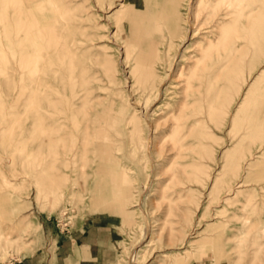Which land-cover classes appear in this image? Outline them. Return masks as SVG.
<instances>
[{"label":"rangeland","instance_id":"374dc122","mask_svg":"<svg viewBox=\"0 0 264 264\" xmlns=\"http://www.w3.org/2000/svg\"><path fill=\"white\" fill-rule=\"evenodd\" d=\"M59 1L60 3L62 2L61 6L62 5L64 6V7L62 6L64 10V15L66 16V18H68L69 27L71 28V30H68L67 34H65L64 36L67 38L68 41L65 42L66 38H64L65 41L63 40L64 43L62 42V44H65L63 45L64 47L68 44L69 49L65 47V49L62 50V52L60 51L58 54H60L59 56H61V59L62 57H64L63 58L64 61L69 60V58L72 56L73 53H74L73 55H75L78 58V60L82 59L81 63H80V60L76 61L77 63L74 66L76 68L75 71L74 69L68 70L66 68H64L66 69L65 71L64 69L63 70L61 69L64 72H61L59 69L56 70L57 69L55 68L56 62L54 63L53 66H52L53 63L49 62L50 60L53 62V58H52L47 61L49 64L46 62L45 67L43 66L41 70L39 69V72L37 71L33 72V75H35L36 73L37 74L35 75L34 79H32V76H33L31 74L32 72L31 73L29 72L28 74L19 73L17 71V68L15 67V62L12 60L11 62H9V64H11L10 66H11L12 72L11 71L9 72L8 70H6V68L3 66L7 64L6 62L7 60L4 61V59L6 58H4L2 54H0V129L2 130V131L0 130L1 131L0 132V246H1L0 250L2 249V251H0V264H18L23 258L28 257L32 254H35L34 259L37 262L36 264H264V230H262L263 231L262 232V231H257L256 230L257 228L247 229L248 223H249V226L250 224L253 225L256 220H260L259 226L264 227V171H262L264 170V165H263L264 158L262 159L258 158V156L260 155L261 152H263V150H260L261 151L260 152L259 150H257V147H256L257 143L259 144L261 140L264 138V136L263 135L261 136L258 132L259 131L258 125L260 127L259 122H261V120L264 119V104L262 105V103H264V99L260 98L261 95L262 97L264 96V93H262L264 92V68H263L264 67L263 65L264 64L263 63L264 62V57H263L264 56V53H263L264 40L260 42V39H259L264 35L263 33H260V30L257 31L258 26L257 25L255 26V24L258 22L264 23V12L262 13V11H264V0H260V1L253 0L255 2L254 4H252L253 2L252 0H251L252 2L250 0H244L242 2L244 7L246 6L244 12L245 11L248 12L250 10L249 9L251 6L250 4H252L251 7L255 11V13L251 8L252 11L251 10L250 11L252 13L250 14V12H248L250 14V18H246V19L244 18L243 20L241 17H239L240 21L238 20L237 22H234V27H233V24L231 25L230 23H227L228 21H230V19H228L229 17H226L227 15H224V12L226 14V12L228 13L230 11H234L235 10L234 8L236 7L235 4H233L234 5L233 6L229 2L226 4L225 1H223L224 3H222V8H221L220 4H215L216 3L214 2L215 0L210 1L212 2L213 6L211 5L210 2H209L210 4L206 3L209 0L207 1L205 0L204 2L205 4L199 6V9L200 8L206 9V10L205 9L203 10V13H202L203 15L200 14L202 12V9L198 10L197 25H201V26H198L201 28V30L203 29L201 32H204L205 29H210V30L214 29L216 30L215 33H218L219 30L217 29H221V31H219L218 33L220 35L219 36L220 40L218 39L217 41L218 43H220V46L222 48L226 46L225 49H228L232 44L233 46L230 48L235 47L237 44H239V42L246 43L244 44V47H243L244 49L241 48L237 52L238 54L236 53L232 63L229 66V68L233 71V74L238 72L239 80L238 82H236L237 83L236 85L233 84L229 88L230 89L229 91H225L223 92V94H220L221 97L219 95V98H218L219 100H217V107L220 104L224 103V110H223L224 112L220 110L216 111V114H215V117L212 123L213 128L211 127L210 129L212 131V134H211L212 136H211V139L209 140L211 151H209V149L207 150L206 148L202 146V142H204L206 139H204V141L203 140L198 141L196 139L197 137L199 138L202 135L203 130L207 131V129L203 128L204 121H200V123L196 127V130L189 133L190 135H188L187 138H185L184 141L187 143H190L191 145L188 148L180 150V153H181L180 156L173 155L176 153L177 149H172V150H168L167 152H164L165 154L164 153L161 154L162 156L157 153H153L152 158H149L148 156H143L144 153L141 149H137V151L135 152L131 151V149L133 148L132 143L130 144L126 143L125 141L127 140L124 135L120 136V134H115L114 132L119 128H123V130L127 132L129 130L127 129L128 125L123 126L124 124H122L120 119H124L126 117H130L131 115L135 114V116L138 119H140V121H143L142 122L143 123L142 133L147 134V131H145V130H148L147 129L148 125L146 123L147 122L146 120L153 122L154 121L153 119L155 117H161V116L166 115V113H170L169 110L171 108L172 109L174 108L175 104L179 102L178 100H180V97L182 98L181 89H184V87L186 86L184 82H185V79L187 78L186 77L188 75L187 73H189L191 71V68L193 69L194 67L193 66L194 64L192 63L194 62L193 60L188 61V60L182 59L183 61H180L181 60L180 58H182L181 54L186 51V47L189 45V43H190L189 46H192V47L187 49L188 55L189 54L192 55L193 53H195L193 50L199 47L200 45V44H197L196 46L195 43L198 42L199 40H202L201 36L203 35V33L200 34L197 39H195V37L192 38V33L190 34V32L192 31H190L189 29V32H188V29H187V32L189 33L190 36L186 37L183 40L175 39V41L177 40L176 41L177 46H174L171 49L170 53L172 52L173 53L170 54V56H173L175 54L177 57V62L180 61L181 64L182 63L186 64L187 62L186 65L188 66L192 64V67H188L190 70L187 68L186 72L184 71L185 75L186 74L187 75L182 76V77H185L183 79L182 77L181 78L177 77L179 80L176 79L175 78L177 76L176 71H174L175 73L172 72V76L174 74L176 76L174 75L175 77L173 76L170 80H168L167 81L168 83L166 82L163 85L161 92L158 95H155V94L152 95L149 102L146 103V100H145L146 96L143 97L145 94L139 92V89L137 88L139 85V83L137 82V76L139 72L143 70V68H145V65L141 63H136L135 57L138 55V53H142V55L145 57L150 55L152 53V50L149 49V43H151L153 40L154 41L156 40L157 42L163 41L162 36L168 30L167 29H157V28L152 29L149 26L150 25L152 26L155 21L154 15L155 16L158 15L159 17L167 15V13L169 12V9L167 8L166 4L170 0H82L83 2L81 0H75V1L74 0H66V1L59 0ZM123 1H125L126 3L125 6L127 7L119 8ZM156 1L158 2V4L155 3ZM180 1L184 2V0H180ZM188 1L185 0L186 3ZM192 1L195 3V0H192ZM246 1H250V2L244 3ZM219 2L221 3V1ZM217 3H218V0H217ZM256 3L258 5H255ZM204 5L205 7H203ZM216 5H219L220 8L219 7L216 8ZM209 7H212V8L214 7L213 10L216 8L214 10L215 12H217V10L218 12L219 11L220 12L212 13L214 11L212 10V8L209 9ZM0 8H1V5H0ZM64 8L67 11H65ZM148 8L152 10L153 18H152V15H149L150 17L149 16L145 17V14ZM183 8L184 7L182 6L181 9ZM114 9L115 10L122 9V11L121 10L119 12L116 11L115 13ZM185 11L186 10H182V12H185ZM247 12L246 14H248ZM73 13L74 15H72ZM76 13L78 15H76ZM115 14L117 17L114 16ZM208 14H211L212 16ZM1 15L2 14L0 13V16ZM219 15L221 17H218ZM255 15L259 16L258 17L259 19H257V21L254 18ZM209 16L211 17L208 20ZM80 17L83 19L85 18L86 20L84 19L83 21V19H80ZM120 17H122L124 20H120L122 19ZM136 17H139L140 19L142 18L143 22L141 21L142 23L140 22L139 25L135 24L133 20ZM199 17L202 19V22H199L201 20ZM115 18L117 20H115ZM216 18H219L220 20L218 19L219 21H216ZM214 20H215V23L217 22L216 24L214 23ZM78 21L82 23L79 24ZM71 22H73L74 24H72ZM206 22H208L209 24ZM244 22L247 24L249 23L248 24L249 28L246 31L243 29ZM0 23L4 24L2 16H1ZM87 23L89 25L88 27H87ZM235 23H237L238 26ZM1 24H0V35H1L0 36V51H2L4 48V37L3 36H4V29H5V28L3 29L4 25H1ZM85 24L87 28L83 26ZM217 24L218 26L219 25L220 26L218 27ZM251 25H253L254 28ZM80 27L81 29H84L88 32L86 31L84 32L82 30L81 31L82 33H81ZM221 27H223L224 29ZM235 27L237 28L234 29ZM78 32H80L81 34ZM119 32L121 34H119ZM223 32L224 33L227 32V34L225 33L227 37L224 36ZM258 32L260 33V35L262 34V36H258L259 35ZM73 33H74V36H73ZM88 33L89 35H87ZM143 33L146 35H144V37L142 36L141 39H138L135 37L136 34H143ZM78 34L80 36L79 38L77 36ZM154 34L156 37L154 36ZM236 34H237V37L239 36L238 38L234 37L236 36ZM250 34H252V36H250ZM255 35L256 37L257 36L259 37V38L257 37V39L259 40H256V38L255 39L253 38L255 37ZM230 36H232V38ZM72 38H73V41H72ZM74 38L76 39L78 38L77 39L78 41L75 40ZM81 38H84V39H81ZM224 38L229 39L230 40L229 42L231 45H228V46L225 45L226 43L229 44V42L228 40H225ZM242 38H244V40L246 41H243ZM92 39L94 41L96 39L97 43L94 42ZM222 39L226 41V43ZM262 39L264 38L262 37ZM194 40L196 41L195 43H194ZM84 41L86 43L88 42V44L86 45ZM222 41L224 42V46L222 44ZM233 41L234 43H232ZM256 41L259 42L261 46L260 48L257 45L258 43H256ZM74 42H77V44ZM262 42L263 44H261ZM94 43L96 44L97 47L94 46L95 45ZM191 43L192 44L194 43V45H192ZM203 43H205V41H203ZM235 43L236 45H234ZM74 46L77 47L78 50H76L77 48H74ZM81 46L84 47L83 51L80 50L82 49ZM85 46L87 47L85 48ZM247 46H249L250 48L245 49ZM90 47H92L93 49ZM87 48L91 50H88L89 52L85 51V49L87 50ZM160 48H164V46L160 44ZM66 49L69 53L66 52L63 55V51H66ZM72 49H75L76 51ZM215 50L212 52L211 54L212 56L209 59H207L208 61L207 60L205 61L208 65H210L212 61H215V60L217 61L218 60L217 58H219L218 53L223 51V50L220 51L219 49L218 52H216ZM242 50L243 52H245V54L241 52ZM76 52L77 53L80 52V53L77 54ZM82 52L84 53L81 55ZM90 52L94 55L93 57L97 58V59L95 58L96 62H98V60L100 61V59L102 58L104 62L101 60V62L103 63L100 64L98 62L99 65L95 63L93 60L94 58L92 57ZM67 53H68V56L66 55ZM58 54L55 56L57 57L56 61L61 60ZM214 55L215 56L217 55V57H215ZM89 56L93 61L90 58H88ZM253 56L257 58L258 60H255ZM240 57H243V58H240ZM238 58L241 60L244 59L245 61L247 60L245 66H243V72L245 70L247 72L246 71L245 73L239 72V70H241L240 69L241 67L238 68V65L234 64V61H236L235 63L241 62V60H239ZM84 59H86L87 62ZM123 60H126L127 63L126 61L123 62ZM3 61L5 63H2ZM105 61L109 62V67L104 66ZM88 62L91 63V65ZM205 62L203 64H206ZM83 63H84V66L82 65ZM77 64H80V65H77ZM50 65L52 66L51 69L48 68ZM85 65H87L88 67ZM246 65H247V68H246ZM79 67H81V69L83 67L84 70L83 69H82L83 71L79 70L80 69ZM201 67L202 66H200L198 70L197 68L193 69L196 71V72L194 71V73H201L202 71ZM45 68H48V70ZM259 68L260 69L262 68V70H260ZM15 69L17 72L15 71ZM4 70H6V72ZM53 70L55 72H53ZM101 70H102V74L100 72ZM136 70L137 72L138 71L139 72L136 73ZM48 71L50 74H52V76L54 75L52 80H50L52 76L48 73ZM92 72H94V74H92ZM96 72H97L98 77L95 75ZM258 72L260 73L258 74ZM57 73L58 74L62 73V74L58 76ZM73 73H76V74H73ZM160 73L162 72L160 71ZM251 73L252 75L255 76V77L253 76L254 79ZM254 73L257 75H255ZM15 74L17 76H15ZM244 74L246 76L245 77L246 79L244 78L243 81L244 80L246 81L248 77V80H250V82L252 81L253 84L251 85V90H247L245 88L244 91L240 92L241 88H237V87H239L240 84H241L240 85L241 87L243 86L242 85L243 83L245 84V81L242 83V78L244 77ZM42 75L45 76L46 79L49 80L48 82L52 81L49 87H47L48 89L46 88L48 91L45 90V92L44 91L41 92L39 88H36V89L34 88L37 82L38 84L42 83L40 81L41 80L40 76ZM73 75L75 76L74 78H73ZM102 75H104V77ZM24 76L28 81H25L26 79L24 78ZM61 76H62V80L65 83L66 81L68 83L66 84L61 83V80H60ZM100 76L101 78L99 79ZM22 77L24 78V80ZM54 77H56L55 79L56 81L54 80ZM79 77L81 78L83 77L82 78L83 80L81 78L78 79ZM90 77L94 79L96 78V79L95 80L92 79L93 81H91ZM9 78L12 79V82L11 84L9 83L5 86V84L8 83V81H11ZM38 78L39 80H37ZM66 78L67 79L70 78L69 81ZM75 78L79 80V82L81 80L83 82L81 81L79 83L77 82V80H75ZM97 78L100 82L97 81ZM219 78L223 79V76H219ZM29 79H32V80H29ZM72 79L74 80V82L72 81ZM131 79H133V81ZM43 80H45V78H43ZM180 80H183V84L180 83ZM195 80L199 83L200 79L196 77L194 79L192 78L193 84L196 82ZM89 81H91L92 83H87ZM171 81H173V85L177 84L175 86V89L176 88L180 89V86L183 87L180 90H178L181 93L178 92V94H168L164 90V88L166 89L169 82ZM13 82L14 83L16 82V83L14 84ZM20 82L21 83L23 82L22 84L25 85L24 88L23 87L20 88L18 86ZM75 82H77V84ZM101 82L103 83L101 84ZM258 82L259 84L257 85ZM27 83L29 84L32 83V84L28 85ZM196 83L194 85H196ZM13 85H15V87ZM89 85L90 87H88ZM7 86H9L10 88ZM56 86L58 87V89ZM63 86L66 88H64ZM78 86H79V89H78ZM95 86L97 90H94ZM254 86L257 88L256 91H254L255 90ZM80 87H82V89L85 88L86 89L85 92L87 93L84 92L85 89L81 90ZM252 87H253V91H252ZM6 88H8V90ZM31 88L34 89L36 93ZM60 88L62 89V92H60L59 90ZM89 88L93 89L91 91L93 92L95 91L96 93L95 92L94 93L97 94V96L91 91H87V90H90ZM49 89H51L52 91ZM66 89L67 90L69 89L67 91L68 93L66 92ZM261 89L263 90L260 92ZM191 90L195 96L198 95L197 93L198 91H195L196 90L195 88H192ZM236 90H238L239 92ZM19 91H20V94H19ZM75 91H77V93H75ZM79 91H82V92H79ZM246 91H249V92H246ZM52 92L53 93L56 92L57 94L56 93L54 94L56 96H53ZM90 92L92 94H90ZM100 92H102L105 95H103ZM187 92H191V91L187 89ZM38 94L40 97H42L40 98L41 100L39 99ZM84 94L86 95L83 96ZM94 95L97 97V99L93 97ZM98 95L101 97L98 98ZM16 96H18V98L23 96L22 99L24 100H21V98L17 100L18 98ZM36 96L38 97L37 99H36ZM91 96L94 99L92 101H90ZM175 96L176 97L180 96V97L176 98ZM245 96H247L248 99L251 96H253L251 97V100L249 101L250 104H248L249 103L248 99ZM12 97H16L17 99L13 98V101H12ZM33 97H34V102L35 100L36 102L35 103L33 102L31 104L29 99L30 98L32 99ZM102 97H106V99L105 98L103 99ZM79 98L81 99V101H79L80 100ZM85 98H87V100H89L90 102L89 101L86 102L87 100L85 101ZM38 99L42 102L41 103L40 101L38 102ZM235 99L236 101L234 102L233 100ZM14 100L17 101L18 104L15 103ZM165 100H168V101H165ZM188 100L190 101V98ZM9 101H12V102L10 103ZM158 101H160L159 104H158ZM172 101L174 102V104ZM25 102H26L27 107L26 105H24ZM43 102H45V104L47 105H45ZM55 102L56 103L62 102L61 103L62 106L60 104H56ZM92 102H95V103L93 104ZM164 102H166V104H164ZM242 102L246 103V104L243 103L245 107L241 105ZM74 103L81 104V105L76 106ZM83 103H88L89 106L87 107L88 104L85 105ZM168 103L170 104L172 103V106L168 105ZM255 103L257 105L256 107H255ZM28 104L29 105L31 104V106L33 107L29 106ZM162 104H164V106ZM55 105L56 106L60 105L59 106L60 108L56 107ZM93 105H94L95 110L93 109ZM159 105H161L160 109L163 111L161 110L159 111L158 109L157 110L158 112L152 115L154 110L156 111V108ZM246 105H249V107L247 106L248 107L247 108ZM260 105L262 106L260 107ZM23 106L25 107L24 113H21L20 109L23 112ZM44 106H47V107H44ZM50 106H52L53 108ZM191 106L189 107L188 111H190L191 108L193 109V107L197 105L195 103V105H193L192 107ZM30 107L33 109L30 110ZM114 107L115 109H113ZM8 108L9 109L11 108L13 111L11 109L9 111ZM43 108L47 109V112ZM55 108L57 109V111H55L56 110ZM143 108L146 109V111ZM151 108H153L154 110ZM259 108L262 110L259 111ZM16 109H17L16 111L17 113L15 112ZM88 109L91 112L88 111ZM253 109L255 111H253ZM39 110L42 113L40 112L38 113ZM42 110H45V111H42ZM166 110L168 111L166 112ZM29 111L31 112L29 113ZM51 111H53V114L51 113ZM131 111H132V114H131ZM230 111L231 112L233 111L232 112L233 114ZM252 111L253 113H251ZM7 112L9 113V115ZM10 112L11 113L15 112L16 115L15 113L14 115L13 113L11 114ZM34 113L38 114L39 116L38 115L36 116H38L39 118L36 117ZM250 113H251V116L254 114V116H252L254 119L250 117ZM259 113L261 115H259ZM26 114H28V117L29 116L31 117L28 118ZM84 114L86 116H83ZM47 115L50 117H48ZM56 115L60 116L61 119H59L58 116L56 117ZM22 116H25L24 117L25 119L22 118ZM79 116L80 117L83 116L85 118L90 116L92 121L89 118H86L87 120H85V118L82 117L81 119ZM47 117L50 119H48ZM14 118H17V119H14ZM40 118L41 119L44 118V119L41 120ZM35 119H36V123H35ZM37 119H39L41 122L39 120L37 121ZM45 119H47L48 121ZM252 119L253 121L251 122L250 120ZM55 121L59 122V124ZM228 122L230 124H228ZM41 123H42V126H40ZM46 123L48 124L46 125ZM54 123H56L58 129L56 128V125ZM80 123H81V126H79ZM90 123L92 126L90 125ZM252 123H254V125ZM51 124L55 126L57 131L55 130L53 126H51ZM244 124H247V125L244 126ZM36 125L39 128L36 127ZM86 126L87 128H85ZM242 126H243V130H242ZM44 127L51 132L48 133V131L45 130ZM50 127L53 129H50ZM43 129L45 132L43 131ZM83 129H86V130L83 131ZM225 129H228V132L227 130L225 131ZM240 129L242 131L241 133H240ZM248 129L254 130L253 133H250L251 131L249 132ZM52 130H55L56 132L55 131L53 132ZM185 130L186 128H183L181 130L179 129L177 131L173 130L172 132L169 131L165 135L164 137L165 140L162 144L165 146V148H168V146L169 148L172 147L173 139L182 135L183 131ZM247 131H248V134H246ZM149 132H151V130H149L148 133ZM255 132H256V135H255ZM42 133L43 135L44 134L45 135L43 136ZM172 134L173 135L175 134V135L173 136ZM240 134H242V137L246 140L240 141L239 138L243 140L242 137H239ZM253 134L255 135V138ZM103 135L104 136L110 135V136L109 138L104 139ZM257 135L259 137H257ZM245 136H247L248 138H246ZM203 137L205 136H202L201 138ZM234 137H235V140H234ZM251 137H252V140L250 141ZM236 138H237V141H236ZM257 138L258 139L261 138V139L257 140L258 142L257 141L255 142L254 140H256ZM42 139H45L44 143ZM50 141H53V144ZM245 141L246 143H244ZM46 142H49V143L46 145ZM167 142H169V145ZM237 143H239L240 147H237L238 146ZM109 145L113 147H121V150L120 149L113 150L112 147H110ZM123 145L126 148H124ZM243 146H244V149L247 148V150L246 149L244 150L242 148ZM235 147L238 148V151H239V148H241L240 151L238 152L239 155ZM173 150L174 152H172ZM252 152L254 153L255 159L251 160L252 156L250 154ZM110 153L120 155V158L118 159V163H117L118 165L112 164L110 165L109 171L104 172L103 170H100L98 167L101 164L100 161L106 158L107 155L109 156ZM187 153H189V155ZM167 155H169L168 156L169 158L167 157ZM210 155H211V158H209ZM129 156L134 160H132ZM186 156L187 157L191 156V157L187 158ZM162 157H164L163 160L161 159ZM170 159L171 161H169ZM248 159H250L249 161H252L253 164L256 163L254 166L253 165L251 166L250 173L246 172L248 170L247 169L248 165L246 164ZM183 160L184 162H186L185 167L184 165L178 164V163H181ZM212 160H213V163H212ZM162 161H164L165 163L164 162L162 163ZM234 161L239 162L238 164L240 166L241 165H244V166H241V167L237 166V168L234 170L232 169L234 166V163H233ZM166 162H170V163L167 164ZM196 162H200L201 164L196 163ZM189 163L193 165L194 164H197V165L196 166L194 165L193 167ZM159 164H161L160 165L161 167L159 166ZM173 164H174V167H173ZM176 164H178L179 166ZM123 165H128L131 168H133L129 171L131 175L130 181H129L130 184L123 185V184H116L112 182L113 178L114 179L115 177L120 178V175L118 176V174L120 173V169L123 168L121 167ZM262 165H263V169L261 170ZM219 166L221 168H219ZM181 167L187 168L186 170L188 171H185V169ZM165 169H168V170H165ZM196 169L203 171L202 180L197 181V182H195V179H196V176L198 175L197 172L199 170H197L196 172ZM163 170L166 172L169 170H173V174L171 171H169L167 172L168 173L167 175V173L165 174ZM210 170H211V173H210ZM161 171H163L164 173ZM149 172L151 173L149 174ZM189 172L190 173L192 172V173L190 174ZM262 172L263 174H261ZM240 173L242 174V176ZM110 174H112V177ZM170 174L173 177L172 179L171 177H169ZM155 178H157L158 182L156 181ZM136 180L138 181V183ZM182 180L183 181L185 180L189 184L184 185L185 181L182 182ZM240 180H242V184ZM147 181H148V184L145 185ZM201 183H204V184H201ZM115 184L119 187H116ZM160 184L161 186L163 185L162 188L159 187ZM180 184H183V185L180 186ZM214 184H215V187H214ZM240 184L243 187L242 186L238 187ZM138 185H141V186L139 187ZM211 187H214L213 190ZM138 190L141 192H138ZM159 191L161 193H158ZM233 191L234 192L238 191V194H233L232 196L226 195L227 193L233 192ZM60 194H61L60 200L57 202L56 196ZM248 195L254 196L252 197L251 201H249V203L247 201V200H250L247 198ZM158 197L160 198L158 199ZM224 197H227V198L229 197L231 199H229L228 202H225ZM123 198H125V200H123ZM172 198L174 199L173 201H172ZM121 199L122 201H124V203H122ZM245 201L246 203H244ZM167 203L169 205L171 203V206L168 205L167 207ZM253 203H255V205H253ZM122 204H124V206H122ZM138 204L140 205V207ZM240 206H242L243 208ZM170 209L172 211L171 213H170ZM130 210L132 211V213H130ZM217 210L219 213H217ZM182 211H184V213L187 214L185 215L187 216L186 219L181 217L183 213ZM189 211H191V213H189ZM164 212H166V214ZM244 217L247 220H245ZM183 225L185 226V230L188 231V232L186 231L184 237L186 236L185 237L186 240L192 239L191 243H186V245L184 244L182 248L178 247L180 246V244H168V240H166L168 239V236L166 235H168L169 233V228L178 227L180 229ZM206 227H208L210 230H205ZM180 241H181L180 238L176 239V242H180ZM71 243H74V246L76 247L75 250H71L72 249L70 245ZM59 247L63 249L62 252L66 254V256H69L67 259H64V258L61 259V256L63 254H59V251H60ZM188 248L190 251H188ZM179 250L180 252H178ZM181 250H183V252ZM168 251L169 253H173V254H170L172 256L170 258L163 257L165 253H168ZM175 251L178 253H176ZM58 257L60 258L57 259Z\"/></svg>","mask_w":264,"mask_h":264},{"label":"bare ground","instance_id":"6f19581e","mask_svg":"<svg viewBox=\"0 0 264 264\" xmlns=\"http://www.w3.org/2000/svg\"><path fill=\"white\" fill-rule=\"evenodd\" d=\"M66 1V0H65ZM75 1V0H74ZM82 1V0H81ZM188 1V0H187ZM207 1V0H206ZM210 1H212V0H209V1H207L206 3L208 4ZM219 1H221V3L219 2ZM223 1H225V3L227 4L228 2L229 3H231L232 5L233 4H235V10L234 11H230V12H226V14H225V12H224V15H227L226 17H229L228 19H230V21H228L227 23H230L231 25L233 24V27H234V22H237L238 20H239V17H241L243 20H244V18L246 19V18H250V14L252 13L251 11L253 10V8L251 7L252 6V4H254L255 2L253 1H251L252 2V4H250L251 6H250V10H251V8H252V10L250 11H248V12H250V14L247 12V11H245L244 12V10H245V8H246V6L244 7V5L242 4V2L244 1V0H218V3H217V0H215L214 2H216L215 4H220L221 5V8H222V3H224ZM227 1V2H226ZM250 1H246V2H244V3H247V2H250ZM258 1H260V0H258ZM70 2V1H69ZM83 2V1H82ZM205 2V0H195V3L191 0H189L187 3L185 2V0H184V2H182V1H180V0H170L169 2H167V8L169 9V12L167 13V15H165V16H161V17H159L158 15L157 16H155L154 15V19H155V21H154V23H153V25L151 26L150 25V23H149V27L150 28H157V29H167L168 31L162 36V42L161 41H159V42H157L156 40L154 41H152L151 43H149V49H151L152 50V53L150 54V55H148V56H143L142 55V53H138V55L135 57V60H136V63H141V64H143V65H145V68H143V70H141L140 72H139V74H138V76H137V82L139 83V85H138V89H139V92H141V93H144L145 95L143 96V97H145L146 96V103H148L149 102V100H150V98H151V96L152 95H158L160 92H161V90H162V88H163V85L168 81V80H170L173 76H172V72H174V71H176V79H178L177 77H179V78H181L182 76H186L187 74V78L185 79V84H186V86L184 87V89H181V88H183L182 86H180V89L182 90V98L180 97V100H178L179 102H177V104H175V106H174V108L171 110L170 108V113H166V115H164V116H161V117H155L153 120V122L152 121H149V120H146L147 122V129L148 130H145V131H147V134H143L142 133V131H143V121H140V119H138L136 116H135V114H133V115H131L130 117H126V118H124V119H120V121L122 122V124H124L123 126H127L128 125V127H127V129H129L127 132L126 131H124L123 130V128H119V129H117L114 133L115 134H120V136H125V138H126V140L127 141H125L126 143H132V145H133V148L131 149V151H133V152H135V151H137V149H141L142 151H143V156H148L149 158H152V156H153V153H157V154H159V155H161V154H163L164 152H167L168 150H172V149H177V151H176V153L175 154H173V155H178V156H180V150H182V149H185V148H188V147H190V143H187V142H185L184 140H185V138H187V136L188 135H190L189 133H191V132H193L194 130H196V127H197V125L200 123V121H204V126H203V128H205V129H207V131H202V135L198 138H196L198 141L200 140V141H204V139H206L204 142H202V146L204 147V148H206L207 150L209 149V151H211V149H210V139H211V134H212V131L210 130L211 129V127L213 128V126H212V123H213V120H214V117H215V114H216V111H222V112H224L223 110H224V103H222V104H220L218 107H217V100H219L218 98H219V95L220 94H223V92H225V91H229L230 89V87L233 85V84H237L236 82H238V80H239V74H238V72L237 73H235V74H233V71L229 68V66H230V64L232 63V61H233V59H234V56L236 55V53L242 48V49H244L243 47H244V44H246V43H244V42H239V44H237L236 45V43H238V42H236L234 45H236L235 47H233V48H230V47H232L233 46V44L231 45L230 44V40L229 39H225V40H228V42H229V44H227L226 43V41H224L223 39V41L226 43L225 45H231L228 49H225L226 48V46L225 47H221L220 46V43H218V39H219V31H221V29H217V30H219L218 31V33H215L216 32V30H214V29H212V30H210V29H205V31L204 32H201L202 30H201V28L200 27H198V26H201V25H197V16H198V10H201L202 8H200L199 9V6H201V5H203V4H205L204 3ZM213 2V3H214ZM155 3H157L158 4V2L156 1ZM154 3V4H155ZM211 3V5L213 6V4H212V2H210ZM209 3V4H210ZM258 3V2H257ZM255 4V5H258V4ZM61 4H62V2L60 3V1L59 0H0V5H1V8L0 9H2V10H0V13L2 14L1 16L3 17V22H4V24H1V25H4L3 26V29H4V48H3V50L2 51H0V54H2L3 56H4V58H6V59H4V61L5 60H7L6 62H7V64L5 65V66H3V67H5L6 68V70H8L9 72L11 71V64H9V62H11V60L12 61H14L15 62V67L17 68V71L19 72V73H23V74H28L29 72L33 75V72H39V69L41 70L42 69V67L44 66L45 67V64H46V62L49 60V59H52L53 58V62L50 60L49 62H51V63H53L52 64V66L54 65V63L56 62V66H55V68H57L56 70H60L61 72H64L66 69H68V70H73L74 69V71H75V64L77 63L76 61L78 60V58L75 56V55H73L72 54V56L69 58V60H67V61H64V57H62V59H61V56H59L60 54H58L60 51L62 52V50H64L65 49V47H67V49H69V46H68V44L64 47L63 45H65V44H62V42H63V40H64V38H66V37H64L65 36V34H67V32H68V30H71V28L69 27V22H68V18H66V16L64 15V10H63V8H62V6H61ZM71 4V3H70ZM79 4H81V3H79ZM230 4V5H231ZM83 5V4H82ZM126 5V3H125V1H123L122 3H121V5H120V7L119 8H126L127 6H125ZM229 5V4H228ZM231 5V6H232ZM247 5V4H246ZM260 5V4H259ZM71 6V5H70ZM91 6V5H90ZM130 6V5H129ZM184 7L183 9H181V7ZM226 6V5H225ZM234 6V5H233ZM261 6V5H260ZM259 6V7H260ZM64 7V6H63ZM72 7V6H71ZM70 7V8H71ZM79 7V6H78ZM82 7V6H81ZM203 7H205V5L203 6ZM217 7H219L220 8V6L219 5H216V8ZM255 7V6H254ZM258 7V8H259ZM65 8H67V7H65ZM64 8V9H65ZM194 8V9H193ZM207 8V7H206ZM210 8H212V7H209V9ZM214 8V7H213ZM213 8H212V10H213ZM215 8V9H216ZM225 8V7H224ZM232 8V9H233ZM247 8H248V6H247ZM257 8V9H258ZM205 8H203L202 9V12L200 13L201 15H203L202 13H203V10H204ZM214 9V10H215ZM255 9V8H254ZM80 10V9H79ZM121 11H122V9H120ZM120 10H115L114 9V11H115V13H116V11H120ZM163 10V9H162ZM182 10H186L185 12H182ZM206 10V9H205ZM213 10V11H214ZM262 10V9H261ZM65 11H67L66 9H65ZM124 11V10H123ZM125 11H126V9H125ZM254 11V10H253ZM165 12V11H164ZM209 12V11H208ZM220 12V11H219ZM218 12V10H217V12H212V13H219ZM246 12L248 13V14H246ZM264 11H262V13H263ZM114 13V12H113ZM155 13V12H154ZM207 13V12H206ZM206 13H204V14H206ZM211 13V14H212ZM254 13H255V11H254ZM261 13V12H260ZM211 14H208V15H211ZM223 14V13H222ZM71 15V14H70ZM72 15H74V13L72 14ZM76 15H78L77 13H76ZM81 15V14H80ZM79 15V16H80ZM112 15V14H111ZM121 15H122V13H121ZM149 15H152V18H153V12H152V10L151 9H147V11H146V14H145V17H148ZM214 15V14H213ZM216 15V14H215ZM223 15V16H224ZM228 15H230V16H228ZM253 15V14H252ZM260 15V14H259ZM1 16H0V20H1ZM84 16H86V15H84ZM114 16H116V14L114 15ZM113 16V17H114ZM125 16V15H124ZM124 16H122V17H124ZM205 16H207V15H205ZM212 16V15H211ZM211 16H209L208 17V20H209V18L211 17ZM222 16V17H223ZM247 16V17H246ZM117 17V16H116ZM122 17H120V18H122ZM150 17V16H149ZM202 17V16H201ZM204 17V16H203ZM218 17H221L220 15L218 16ZM259 16L258 15H255L254 16V18H255V20L257 21V19H259L258 18ZM200 18V17H199ZM207 18V17H206ZM79 19V18H78ZM80 19H83V18H81L80 17ZM85 19V18H84ZM84 19H83V21H84ZM201 19V18H200ZM199 19V20H200ZM213 19V18H212ZM219 18H216V21H219L218 20ZM86 20V19H85ZM115 20H117L116 18H115ZM120 20H124L123 18L122 19H120ZM119 20V21H120ZM143 19L141 18H139V17H136L133 21L135 22V24H138L139 25V23L142 21ZM198 20V21H199ZM80 21V20H79ZM78 21V22H79ZM213 21V20H212ZM222 21V20H221ZM240 21V20H239ZM249 21V20H248ZM262 21V20H261ZM74 22V21H73ZM73 22H71L72 24H74ZM86 22V21H85ZM117 22V21H116ZM115 22V23H116ZM143 22V21H142ZM141 22V23H142ZM199 22H202V19L199 21ZM198 22V23H199ZM224 22V21H223ZM77 23V22H76ZM82 23V22H81ZM80 22H79V24H81ZM206 23H208V22H206ZM213 23V22H212ZM211 23V24H212ZM214 23H215V20H214ZM217 23V22H216ZM215 23V24H216ZM219 23V22H218ZM242 23V22H241ZM254 23H255V21H254ZM84 24V23H83ZM201 24V23H200ZM209 24V23H208ZM214 24V25H215ZM225 24V23H224ZM223 24V25H224ZM236 25H237V23H235ZM244 24V26H243V29L246 31L248 28H249V26H248V24L247 23H243ZM94 25V24H93ZM122 25V24H121ZM203 25V24H202ZM258 26V30L257 31H259L260 30V33H263V35H264V23L263 22H258V23H256L255 24V26ZM72 26V25H71ZM83 26H85L86 27V24L85 25H83ZM89 25H88V23H87V27H88ZM91 26H92V24H91ZM91 26H90V28H91ZM211 26V25H210ZM216 26V25H215ZM217 26H218V24H217ZM220 26V25H219ZM218 26V27H219ZM225 26V25H224ZM223 26V27H224ZM230 26V25H229ZM228 26V27H229ZM238 26V25H237ZM251 26H253V25H251ZM86 27V28H87ZM117 27V26H116ZM115 27V28H116ZM217 27V28H218ZM223 27H221V28H223ZM74 28V27H73ZM84 28V27H83ZM96 28H97V26H96ZM203 28V27H202ZM232 28V27H231ZM237 27H235L234 29H236ZM253 28H254V26H253ZM80 29H81V27H80ZM79 29V30H80ZM92 29H93V27H92ZM157 29H155V30H157ZM187 29H188V32H189V29H190V31H192V32H190V34L192 33V38H194L195 37V39H197L198 37H199V35L200 34H202L203 33V35L201 36V38H202V40H199L198 42H196L195 40H194V43L196 44V46H197V44H200L199 45V47H197L196 49H194L193 51L195 52V53H193L192 55L191 54H189L188 55V53H187V49H189L190 47H192V46H189L190 45V43H189V45L186 47V51L184 52V50H183V52L184 53H182L181 55H182V58H180L181 60L180 61H183L182 59H184V60H193L194 62H192L194 65V67H193V69H195V68H197V70H198V68L200 67V66H202L201 68H202V71H201V73H194V71L195 70H193L192 68H191V71L189 72V73H187L186 75H185V73H184V71L186 72V69L188 68V67H192V64H190V65H186L187 64V62H186V64H181L180 63V61H178L177 62V57H176V55L174 54L173 56H170V54H172V53H170V51H171V49L174 47V46H177V44H176V41H175V39H185L186 37H188V36H190L189 35V33L187 32ZM224 29V28H223ZM226 29H228V28H226ZM1 30H2V28H1ZM86 31V30H84V29H81L80 30V32L81 31ZM124 30V29H123ZM150 30V29H149ZM149 30H148V32H149ZM214 30V31H213ZM240 30V29H239ZM78 31V30H77ZM77 31H75V32H77ZM162 31V30H161ZM225 31V30H224ZM233 31V30H232ZM256 31V30H255ZM256 31V32H257ZM3 32V31H2ZM1 32V33H2ZM80 32H78V33H80ZM86 32H88V31H86ZM98 32V31H97ZM96 32V33H97ZM127 32V31H126ZM155 32V31H154ZM158 32H160V31H158ZM235 32V31H234ZM241 32V31H240ZM251 32V31H250ZM72 33V32H71ZM70 33V34H71ZM82 33V32H81ZM80 33V34H81ZM92 33H93V31H92ZM94 33H95V31H94ZM99 33H100V31H99ZM98 33V34H99ZM224 33V32H223ZM226 34H227V32H225ZM225 33H224V36H226L227 37V35H225ZM231 33H233V32H231ZM238 33H239V31H238ZM259 33V32H258ZM260 33H259V35L258 36H262V34L260 35ZM69 34V35H70ZM119 34H121L120 32H119ZM161 34H162V32H161ZM229 34V33H228ZM248 34V33H247ZM253 34V33H252ZM252 34H250V36H252ZM256 34V33H255ZM72 35V34H71ZM70 35V36H71ZM84 35V34H83ZM87 35H89V33L87 34ZM95 35V34H94ZM125 35V34H124ZM144 35H146V34H136V38H138V39H141V37L143 36L144 37ZM257 35V34H256ZM256 35H255V37H253L254 39L256 38V40H259L260 39V42L261 41H263L264 39H262V37L264 38V36H262L261 38H259L258 36V38L259 39H257V37H256ZM1 36V35H0ZM73 36H74V33H73ZM78 36V38L80 37L79 36V34L77 35ZM85 36V35H84ZM130 36V35H129ZM154 36H155V34H154ZM243 36H244V34H243ZM67 37H68V35H67ZM72 37V36H71ZM75 37H76V35H75ZM87 37V36H86ZM95 37V36H94ZM100 37H101V35H100ZM156 37V36H155ZM231 38H232V36H230ZM234 37H237V34H236V36H234ZM239 37V36H238ZM237 37V38H238ZM246 37V36H245ZM244 37V38H245ZM2 38V37H1ZM77 38V39H78ZM93 38V37H92ZM96 38V37H95ZM129 38V37H128ZM222 38V37H221ZM244 38H242V40L243 41H246V40H244ZM75 40H77L76 38H74ZM81 39H84V38H81ZM97 39H98V37H97ZM121 39V38H120ZM248 39H249V37H248ZM80 40V39H79ZM93 40V39H92ZM118 40V39H117ZM220 40V39H219ZM250 40H251V38H250ZM65 41V40H64ZM68 40H67V38H66V41L65 42H67ZM72 41H73V38H72ZM78 41V40H77ZM82 41V40H81ZM86 41V40H85ZM84 41V42H85ZM94 41V40H93ZM98 41V40H97ZM115 41V40H114ZM203 41H205V43H203ZM222 41V44H223V46H224V42ZM249 41V40H248ZM247 41V42H248ZM70 42V41H69ZM83 42V41H82ZM92 42V41H91ZM94 42H96V39H95V41ZM99 42H101V41H99ZM181 42V41H180ZM185 42V41H184ZM189 42V41H188ZM190 42H191V40H190ZM251 42V41H250ZM252 42H253V40H252ZM3 43V42H2ZM64 43V42H63ZM74 43H76L77 44V42H74ZM86 43V42H85ZM97 43V42H96ZM104 43H106V42H104ZM103 43V44H104ZM124 43V42H123ZM194 43L192 44V45H194ZM201 43H203V44H201ZM232 43H234V41L232 42ZM256 43H258L257 45L259 46V48L261 47L260 46V44H259V42H257L256 41ZM70 44V43H69ZM75 44V45H76ZM88 44V42L86 43V45ZM95 44V43H94ZM102 44V43H101ZM122 44V43H121ZM160 44L162 45V46H164V48H160ZM261 44H263V42L261 43ZM71 45V44H70ZM79 45H81V44H79ZM85 45V44H84ZM93 45V44H92ZM187 45V44H186ZM72 46V45H71ZM77 46V45H76ZM90 46H91V44H90ZM94 46H96V44L94 45ZM94 46H92V47H94ZM101 46V45H100ZM123 46V45H122ZM263 46V45H262ZM73 47V46H72ZM79 47V46H78ZM82 47V46H81ZM87 46H85V48H86ZM92 47H90V48H92ZM97 47V46H96ZM182 47V46H181ZM251 47H253V46H251ZM74 48H77V47H75L74 46ZM80 48V47H79ZM83 48L84 47H82V49H80V50H82L83 51ZM89 48V47H88ZM87 48V50L85 49V51H88V50H91V49H88ZM124 48V47H123ZM195 48V47H194ZM247 48H250L249 46H247L245 49H247ZM256 48V47H255ZM67 49H66V51H63V55H64V53H66V52H68L67 51ZM70 49H71V47H70ZM93 49V48H92ZM102 49V48H101ZM191 49H193V48H191ZM190 49V50H191ZM216 49V50H215ZM220 49V51H222V52H220V53H218L219 55V58H217L218 60L216 61H210L211 62V64L210 65H208L205 61L207 60V59H209L212 55V52L215 50L216 52H218V50ZM72 50H74V51H76V50H78V48L75 50V49H72ZM79 50V51H80ZM95 50V49H94ZM108 50V49H107ZM251 50V49H250ZM70 51V50H69ZM74 51H72V52H74ZM84 51V52H85ZM103 51H104V49H103ZM178 51V50H177ZM189 51V50H188ZM84 52H82L81 53V55L84 53ZM89 52V51H88ZM180 52V51H179ZM178 52V53H179ZM241 52H243V50L241 51ZM246 52H248V51H246ZM254 52H255V50H254ZM69 53V52H68ZM68 53L66 54L67 56H68ZM77 53V52H76ZM78 53H80V52H78ZM77 53V54H78ZM107 53V52H106ZM121 53V52H120ZM178 53H176V54H178ZM191 53H192V51H191ZM215 53V52H214ZM251 53V52H250ZM263 53H264V51H263ZM58 54V56L60 57V61L59 60H57L56 61V58L57 57H55L56 55ZM86 54H88V53H86ZM90 54L92 55V57L94 56L91 52H90ZM99 54V53H98ZM97 54V55H98ZM238 54V53H237ZM243 54H245V52H243ZM248 54V53H247ZM260 54H262V53H260ZM259 54V55H260ZM123 55V54H122ZM250 55V54H249ZM70 56V55H69ZM79 56V55H78ZM102 56H103V54H102ZM101 56V57H102ZM215 56V55H214ZM246 56V55H245ZM244 56V57H245ZM55 57V58H54ZM58 57V58H59ZM86 57V56H85ZM126 57V56H125ZM173 57V58H172ZM180 57V56H179ZM215 57H217V55L215 56ZM254 57V56H253ZM264 57V56H263ZM68 58V57H67ZM80 58V57H79ZM88 58H90V56L88 57ZM94 59V62L95 63H97L98 65H99V63L101 64V63H103L104 62V60H102V59H100V61L98 60V62H96L95 61V58L96 57H93ZM240 58H243V57H240ZM249 58V57H248ZM247 58V59H248ZM255 58V57H254ZM91 59V58H90ZM97 59V58H96ZM123 59V58H122ZM239 59V58H238ZM250 59V58H249ZM65 60H66V58H65ZM80 60V63L82 62L81 60L82 59H79ZM78 60V61H79ZM84 60H86V59H84ZM84 60H83V62H84ZM92 60V59H91ZM90 60V61H91ZM92 60V61H93ZM101 60L103 61V62H101ZM239 60H241V59H239ZM255 60H258L257 58H255ZM2 62V63H5V62ZM124 61H126V60H123V62ZM208 61V60H207ZM247 61V60H246ZM246 61L243 59V60H241V62L240 63H235L236 61H234V64H237L238 65V68L239 67H241L240 69L241 70H239V72H243V66H245V64H246ZM86 62H87V60H86ZM93 62V63H94ZM206 63V64H203V63ZM48 63V62H47ZM89 63V62H88ZM88 63H87V65H88ZM94 63V64H95ZM126 63H127V61H126ZM190 63V62H189ZM264 63V62H263ZM13 64V63H12ZM17 64V65H16ZM49 64V63H48ZM48 64H47V66H48ZM90 65H91V63H89ZM131 64V63H130ZM201 64V65H200ZM77 65H80V64H77ZM83 66H84V63L82 64ZM87 65H85V66H87ZM96 65V64H95ZM259 65V64H258ZM264 65V64H263ZM262 65V66H263ZM14 66V65H13ZM46 66V67H47ZM51 66V65H50ZM48 67V68H52V66L51 67ZM58 66V67H57ZM104 66L105 67H109V62L108 61H105V63H104ZM131 66V65H130ZM130 66H128V67H130ZM196 66V67H195ZM198 66V67H197ZM253 66V65H252ZM261 66V67H262ZM88 67V66H87ZM89 67H91V66H89ZM96 67V66H95ZM100 67V66H99ZM251 67V66H250ZM254 67V66H253ZM252 67V68H253ZM4 68V69H5ZM14 68V67H13ZM48 68H45V69H47L48 70ZM64 68H66V69H64ZM80 69L79 70H82L83 69V67H82V69H81V67H79ZM85 68V67H84ZM234 68V67H233ZM246 68H247V65H246ZM252 68H250V69H252ZM264 68V67H263ZM64 69V71H62V70ZM89 69H91V68H89ZM88 69V70H89ZM130 69V68H129ZM189 69V68H188ZM260 69V68H259ZM6 70H4L5 72H6ZM44 70V69H43ZM55 70V69H54ZM53 70V72H55ZM84 70V69H83ZM82 70V71H83ZM88 70H87V72H88ZM137 70H139V69H137ZM137 70H136V73H138L137 72ZM190 70V69H189ZM200 70V69H199ZM258 70V69H257ZM260 70H262V68L260 69ZM14 71V70H13ZM15 71H16V69H15ZM14 71V72H15ZM16 71V72H17ZM73 71V72H74ZM77 71V70H76ZM93 71H95V70H93ZM96 71H98V70H96ZM160 71L162 72V73H160ZM246 71V70H245ZM245 71L243 72V73H245ZM251 71V70H250ZM12 72V71H11ZM47 72V71H46ZM58 72V71H57ZM71 72V71H70ZM78 72V71H77ZM90 72V71H89ZM101 72V74H102V70L100 71ZM188 72V71H187ZM196 72V71H195ZM200 72V71H199ZM247 72V71H246ZM255 72V71H254ZM48 73H49V71H48ZM65 73H67V72H65ZM82 73H84V72H82ZM135 73V74H136ZM175 73V72H174ZM253 73V72H252ZM252 73H251V75H252ZM260 72H258V74H259ZM37 74V73H36ZM35 74V75H36ZM50 74V73H49ZM56 74V73H55ZM58 74V73H57ZM60 74H62V73H60ZM60 74H58V76H60ZM73 74H76V73H73ZM89 74V73H88ZM92 74H94V72H92ZM91 74V75H92ZM247 74V73H246ZM255 74V73H254ZM261 74H263V73H261ZM5 75H6V73H5ZM31 75V76H32ZM35 75H33L32 76V79H34V77H35ZM46 75V74H45ZM51 76H52V74H50ZM49 75V76H50ZM83 75V74H82ZM86 75V74H85ZM95 75L97 76V72L95 73ZM255 75H257V74H255ZM8 76V75H7ZM7 76H6V78H7ZM14 76V75H13ZM15 76H17L16 74H15ZM29 76H30V74H29ZM48 76V77H49ZM54 76V75H53ZM53 76L51 77V79L50 80H52V78H53ZM57 76V75H56ZM65 76V75H64ZM80 76V75H79ZM88 76V75H87ZM95 76V77H96ZM103 77H104V75H102ZM219 76H223V79L221 80L220 78H219ZM248 76H249V74H248ZM254 75H252V77H253ZM28 77V76H27ZM38 77V76H37ZM41 77V82L42 83H40V84H38V82L36 83V87L34 86V88L36 89V88H39V90H41V92H45V90H47L48 88L47 87H49V85H50V83L52 82H48L49 80L48 79H46V77L45 76H40ZM45 78V80H43V78ZM66 77V76H65ZM67 77H69V76H67ZM75 76L73 75V78H74ZM78 77V76H77ZM94 77V76H93ZM98 77V76H97ZM198 78V79H200L199 80V83H198V85H197V83H196V85H194L193 83H192V78L194 79V78ZM246 76H245V74H244V77L242 78V83L245 81H243V79L245 78ZM255 77V76H254ZM254 77H253V79H254ZM16 78V77H15ZM23 78V77H22ZM24 78H25V76H24ZM24 78H23V80H24ZM81 77H79L78 79H80ZM83 78V77H82ZM81 78V79H82ZM87 78V77H86ZM89 78V77H88ZM91 78V77H90ZM101 78V76L99 77V79ZM136 78V77H135ZM183 78H185V77H182V79ZM10 79V78H9ZM8 79V80H9ZM18 79V78H17ZM26 79V78H25ZM32 79H29V80H32ZM56 79V77H54V80ZM67 79V78H66ZM70 79V78H69ZM69 79H67L68 81H69ZM84 79H85V77H84ZM92 79H94V78H91V81H93ZM96 79V78H95ZM94 79V80H95ZM106 79V78H105ZM104 79V80H105ZM246 79V78H245ZM8 80H6V81H8ZM11 81H8V83H6L5 84V86L7 85V84H11V82H12V79H10ZM22 80V81H23ZM37 80H39V78L37 79ZM46 80H47V82H46ZM61 83H64V84H66V83H68L67 81H66V83L62 80V76H61ZM75 80H77L76 78H75ZM83 80V79H82ZM81 80V81H82ZM104 80H103V82H104ZM132 81H133V79H131ZM179 80V79H178ZM191 80V81H190ZM221 80V81H220ZM25 81H28L27 79L25 80ZM34 81V80H33ZM56 81V80H55ZM63 81V82H62ZM71 81V80H70ZM72 81L74 82V80L72 79ZM80 81V82H81ZM85 81V80H84ZM87 81H88V79H87ZM91 81H89V82H87V83H92ZM97 81H99L98 80V78H97ZM102 81V80H101ZM131 81V82H132ZM174 81V80H173ZM173 81H171V82H169V84H168V86L166 87V89L164 88V90L168 93V94H178V90H180V89H178V88H176L177 89V91H176V89H175V86L177 85L176 84V82H175V84L176 85H173ZM182 81V82H181ZM32 82V81H31ZM35 82V81H34ZM77 82H79V80H77ZM77 82H75L76 84H77ZM79 82V83H80ZM83 82V81H82ZM100 82V81H99ZM103 82H101V84L103 83ZM178 82V81H177ZM14 83V82H13ZM16 83V82H15ZM14 83V84H15ZM23 83V82H22ZM21 82H20V84H18V86L20 87V88H24L25 87V85H23ZM25 83V82H24ZM30 83V82H29ZM29 83H27L28 85H31V84H29ZM56 83H58V82H56ZM71 83V82H70ZM69 83V84H70ZM85 83V82H84ZM156 83H158V84H156ZM168 83V82H167ZM179 83V82H178ZM180 83H182L183 84V80H180ZM26 84V83H25ZM53 84V83H52ZM253 84V82L251 81L250 82V80H248V77H247V80L245 81V84L243 83L242 85V87L239 85V87H237V88H241L240 89V92H242V91H244V89L246 88L247 90H251V85ZM259 84V82L257 83V85ZM54 85V84H53ZM71 85V84H70ZM73 85V84H72ZM107 85V84H106ZM167 85V84H166ZM181 85V84H180ZM256 85V86H257ZM4 86V85H3ZM14 87H15V85H13ZM33 86V85H32ZM62 86V85H61ZM68 86V85H67ZM87 86V85H86ZM203 86V87H202ZM7 87H9V86H7ZM26 87H28V86H26ZM57 87V86H56ZM64 87V86H63ZM70 87H72V86H70ZM83 87V86H82ZM82 87H80L81 88V90H84V89H82ZM88 87H90V85L88 86ZM93 87V86H92ZM250 87V88H249ZM255 87V86H254ZM10 88V87H9ZM13 88V87H12ZM19 88V89H20ZM33 88V87H32ZM31 88V89H32ZM47 88V89H46ZM64 88H66V87H64ZM172 88V89H171ZM192 88H195L196 90L195 91H198L197 93H198V95L197 96H195L194 95V93L192 92V90L191 89ZM203 88V89H202ZM233 88V87H232ZM261 88V87H260ZM7 90H8V88H6ZM57 89H58V87H57ZM77 89V88H76ZM78 89H79V86H78ZM88 89V88H87ZM90 89V88H89ZM114 89V88H113ZM187 89H189L191 92H187ZM201 89V90H200ZM256 87H255V90L254 91H256ZM258 89H259V87H258ZM34 92H35V90L34 89H32ZM49 90H51V89H49ZM54 90V89H53ZM56 90V89H55ZM60 90V92H62V89L60 88L59 89ZM69 90V89H68ZM67 89H66V92L68 91ZM91 90H93V89H90V90H87V91H91ZM94 90H97L96 89V86H95V89ZM115 90V89H114ZM113 90V91H114ZM172 90V91H171ZM263 89H261L260 90V92L262 91ZM33 91H31V92H33ZM48 91V90H47ZM52 91V90H51ZM65 91V90H64ZM63 91V92H64ZM78 91V90H77ZM77 91H75V93H77ZM86 91V89L84 90V92ZM165 91H164V93H165ZM236 91H238V90H236ZM252 91H253V87H252ZM40 92V93H41ZM79 92H82V91H79ZM78 92V93H79ZM92 93H94L93 91H91ZM90 92V94H92ZM239 92V91H238ZM246 92H249V91H246ZM36 93V92H35ZM53 93V92H52ZM56 93V92H55ZM55 93H53V96H56V95H54ZM58 93H59V91H58ZM68 93V92H67ZM85 93H87V92H85ZM96 93V92H95ZM94 93V94H95ZM100 93H102V92H100ZM137 93V92H136ZM166 93V94H167ZM179 93H181V92H179ZM228 93V92H227ZM245 93V92H244ZM262 93H264V92H262ZM19 94H20V91H19ZM18 94V95H19ZM34 94V93H33ZM50 94V93H49ZM57 94V93H56ZM89 94V93H88ZM87 94V95H88ZM89 94V95H90ZM103 94V93H102ZM236 94H237V92H236ZM239 94V93H238ZM243 94V93H242ZM247 94V93H246ZM36 95V94H35ZM41 95V94H40ZM45 95V94H44ZM59 95V94H58ZM58 95H57V97H58ZM67 95V94H66ZM77 95V94H76ZM86 94H84L83 96H85ZM88 95V96H89ZM96 96H97V94H95ZM93 96L95 99H97V97L96 96ZM99 95H101V94H99ZM98 95V98L99 97H101V96H103V95H105V94H103V95H101V96H99ZM163 95V94H162ZM252 95H254V94H252ZM20 96V95H19ZM34 96V95H33ZM38 96H39V94H38ZM46 96H48V95H46ZM60 96V95H59ZM62 96V95H61ZM142 96V95H141ZM164 96H166V95H164ZM174 96V95H173ZM172 96V97H173ZM17 98H18V96H16ZM16 97H12V101H13V98H15V99H17ZM23 97V96H22ZM22 97H19V98H21V100H24V99H22ZM35 97V96H34ZM34 97L31 99H29L30 100V102H31V104L34 102ZM45 97V96H44ZM51 97V96H50ZM107 97V96H106ZM106 97H102L103 99L105 98L106 99ZM176 97V96H175ZM174 97V98H175ZM179 97H176V98H179ZM220 97H221V95H220ZM236 97V96H235ZM242 97V96H241ZM243 97H244V95H243ZM246 98H247V96H245ZM251 97H253V96H251ZM251 97L248 99V102L251 100ZM19 98L17 99V100H19ZM38 97L36 96V99H37ZM40 98H42V97H40L39 96V99ZM81 98V97H80ZM79 98V99H80ZM83 98V97H82ZM87 98H89V97H87ZM87 98H85V101L87 100ZM170 98V97H169ZM190 98V101L188 100ZM240 98V97H239ZM260 98L262 99H264V96L262 97V95L260 96ZM38 99V102L41 100H39ZM55 99V98H54ZM54 99H52V100H54ZM76 99V98H75ZM74 99V100H75ZM90 101H92V100H94L93 98H92V96L90 97ZM141 99V98H140ZM143 99V98H142ZM167 99V98H166ZM172 99V98H171ZM237 99V98H236ZM236 99L235 100H233L234 102L236 101ZM246 99V100H247ZM20 100V101H21ZM46 100H48V99H46ZM137 100V99H136ZM162 100H164V99H162ZM161 100V101H162ZM175 100V99H174ZM173 100V101H174ZM243 100H245V99H243ZM12 101H9L10 103L12 102ZM15 101V100H14ZM43 101H45V100H43ZM57 101V100H56ZM62 101V100H61ZM79 101H81V99L79 100ZM78 101V102H79ZM83 101V100H82ZM89 100H87L86 102H88ZM89 101V102H90ZM103 101V100H102ZM165 101H168V100H165ZM171 101V100H170ZM169 101V102H170ZM172 101V102H173ZM177 101V100H176ZM23 102V101H22ZM29 102V103H30ZM35 102H36V100H35ZM34 102V103H35ZM37 102V103H38ZM42 101H40V103H41ZM60 102V101H59ZM74 102V101H73ZM101 102V101H100ZM106 102V101H105ZM143 102V101H142ZM159 102L160 101H158V104H159ZM163 102V101H162ZM175 102V101H174ZM174 102H173V104H174ZM221 102V101H220ZM238 102V101H237ZM245 102H247V101H245ZM245 102H242V104L241 105H243L244 107H245V105L243 104V103H245ZM14 103V102H13ZM15 103H17V101H15ZM36 103V104H37ZM44 104H45V102H43ZM50 103V102H49ZM53 103V102H52ZM56 103V102H55ZM62 103V102H61ZM61 103H56V104H60L61 105ZM68 103V102H67ZM93 104L95 103V102H92ZM107 103V102H106ZM144 103V102H143ZM176 103V102H175ZM195 103H196V105L197 106H195V107H193V109L191 108L190 109V111H188V109H189V107L192 105H195ZM232 103V102H231ZM259 103V102H258ZM9 104V103H8ZM18 104V103H17ZM17 104H15V105H17ZM31 104L29 105V106H31ZM76 106L77 105H81V104H77V103H74ZM83 104H88V103H83ZM164 104H166V102H164ZM164 104H162L163 106H164ZM234 104V103H233ZM237 104V103H236ZM246 104V103H245ZM248 104H250V102L248 103ZM264 103H262V105H263ZM19 105H20V103H19ZM24 105H26V102H25V104ZM41 105V104H40ZM45 105H47V104H45ZM51 105V104H50ZM59 105V106H60ZM84 105V106H85ZM143 105V104H142ZM156 105H157V103H156ZM168 105H171L172 106V103L170 104V103H168ZM240 105V106H241ZM262 105H260V107L262 106ZM56 106V105H55ZM58 105L56 106V107H59ZM62 106V105H61ZM89 106V104L87 105V107ZM101 106V105H100ZM114 106V105H113ZM151 106V105H150ZM149 106V107H150ZM154 106H155V104H154ZM160 106L161 105H159V106H157V108H156V111L153 109V108H151V109H153L154 110V112L152 113V115H154L156 112H158L157 110L159 109V111L161 110L160 109ZM191 106V107H192ZM236 106V105H235ZM238 106V105H237ZM249 107V105H246V107ZM257 105H256V103H255V107H256ZM12 107V106H11ZM16 107V106H15ZM18 107V106H17ZM26 107H27V105H26ZM31 107H33V106H31ZM30 107V110H32L33 108H31ZM36 107V106H35ZM42 107V106H41ZM44 107H47V106H44ZM50 107H52V106H50ZM71 107V106H70ZM73 107V106H72ZM82 107V106H81ZM102 107V106H101ZM115 107H116V105H115ZM115 107L113 108V109H115ZM140 107V106H139ZM169 107V106H168ZM233 107V106H232ZM231 107V108H232ZM247 107V108H248ZM24 106H23V112L21 111V109H20V112L21 113H24ZM37 108H39V107H37ZM53 108V107H52ZM60 108V107H59ZM74 108V107H73ZM78 108V107H77ZM103 108V107H102ZM118 108V107H117ZM155 108V107H154ZM254 108V107H253ZM258 108V107H257ZM9 109V108H8ZM11 109V108H10ZM10 109H9V111H10ZM28 109H29V107H28ZM41 109V108H40ZM43 109H45V108H43ZM48 109H49V107H48ZM56 109V108H55ZM63 109H65V108H63ZM75 109V108H74ZM91 109V108H90ZM93 109H94V105H93ZM97 109H98V107H97ZM134 109V108H133ZM144 109V108H143ZM148 109V108H147ZM236 109V108H235ZM12 110V109H11ZM46 110V112H47V109H45ZM45 110H42V111H45ZM51 110V109H50ZM82 110H83V108H82ZM81 110V111H82ZM87 110V109H86ZM85 110V111H86ZM95 110V109H94ZM100 110V109H99ZM145 111H146V109H144ZM227 110V109H226ZM260 110H262V109H260L259 108V111ZM8 111V112H9ZM13 111V110H12ZM17 111V109L15 110V112ZM19 111V110H18ZM55 111H57V109L55 110ZM76 111V110H75ZM74 111V112H75ZM88 111H90L89 109H88ZM93 111V110H92ZM134 111V110H133ZM135 111H137V110H135ZM161 111H163V110H161ZM168 110H166V112H167ZM234 111V110H233ZM232 111V112H233ZM246 111V110H245ZM253 111H255L254 109H253ZM253 111L251 112V113H253ZM7 112V113H8ZM14 112V113H15ZM31 111H29V113H30ZM36 112H37V110H36ZM35 112V113H36ZM40 112V110L38 111V113ZM71 112V111H70ZM69 112V113H70ZM73 112V113H74ZM79 112V111H78ZM91 112V111H90ZM100 112V111H99ZM229 112V111H228ZM231 112V111H230ZM231 112V113H232ZM11 113V112H10ZM13 113V112H12ZM11 113V114H12ZM14 113H13V115H14ZM17 113V112H16ZM16 113H15V115H16ZM20 113V114H21ZM25 113H27V112H25ZM34 113V114H35ZM40 113H42V112H40ZM51 113L53 114V111H51ZM72 113V114H73ZM77 113V112H76ZM101 113V112H100ZM141 113V112H140ZM139 113V114H140ZM251 113H250V117H252V116H254V114L251 116ZM258 113V112H257ZM261 113V112H260ZM259 113V115H261ZM19 114V115H20ZM64 114V113H63ZM79 114V113H78ZM91 114V113H90ZM131 114H132V111H131ZM138 114V115H139ZM151 114V113H150ZM160 114V113H159ZM233 114V113H232ZM240 114V113H239ZM238 114V115H239ZM8 115H9V113H8ZM18 115V116H19ZM36 115H38V114H35V116ZM41 115V114H40ZM59 115H61V114H59ZM26 116L28 117V114H26ZM34 116V117H35ZM39 116V115H38ZM38 116H36V117H38ZM44 116H46V115H44ZM48 116V115H47ZM58 115H56V117H57ZM81 116V115H80ZM79 116V117H80ZM83 116H86L85 114L83 115ZM82 116V117H83ZM93 116V115H92ZM157 116V115H156ZM257 116V115H256ZM8 117V116H7ZM25 116H22V118H24ZM29 117H31V116H29ZM28 117V118H29ZM35 117V118H36ZM43 117V116H42ZM41 117V118H42ZM48 117H50V116H48ZM47 117V118H48ZM54 117V116H53ZM59 117V119H61L60 118V116H58ZM64 117V116H63ZM82 117H80L81 119H82ZM144 117V116H143ZM152 117V116H151ZM221 117H223V116H221ZM228 117H229V115H228ZM249 117V118H250ZM39 118V117H38ZM40 118V119H41ZM52 118V117H51ZM65 118V117H64ZM79 118V119H80ZM83 118H85V117H83ZM86 118H89V119H91V117L89 116V117H86ZM85 118V120H87ZM226 118V117H225ZM253 118V117H252ZM260 118V117H259ZM8 119V118H7ZM14 119H17V118H14ZM25 119V118H24ZM44 119V118H43ZM43 119H41V120H43ZM48 119H50V118H48ZM55 119V118H54ZM57 119V118H56ZM58 119V120H59ZM63 119V118H62ZM152 119V118H151ZM184 119V120H183ZM186 119V120H185ZM229 119H230V117H229ZM254 119V118H253ZM253 119L252 120H250L251 122L253 121ZM9 120V119H8ZM21 120V119H20ZM27 120V119H26ZM39 119H37V121H38ZM45 120H47V119H45ZM44 120V121H45ZM53 120V119H52ZM64 120V119H63ZM66 120V119H65ZM145 120V119H144ZM181 120H183V121H181ZM17 121V120H16ZM40 121V120H39ZM43 121V122H44ZM48 121V120H47ZM67 121V120H66ZM90 121V120H89ZM91 121H92V119H91ZM221 121V120H220ZM229 121V120H228ZM246 121V120H245ZM249 121V120H248ZM41 122V121H40ZM49 122H51V121H49ZM55 122H57V121H55ZM88 122V121H87ZM224 122V121H223ZM257 122V121H256ZM35 123H36V119H35ZM35 123H33V124H35ZM39 123V122H38ZM37 123V124H38ZM58 124H59V122H57ZM84 123H85V121H84ZM97 123H98V121H97ZM255 123V122H254ZM254 123H252L253 125H254ZM258 123V122H257ZM260 123V127H259V125H258V128H259V134L262 136H264V119H262L261 120V122H259ZM2 124V123H1ZM48 123H46V125H47ZM50 124V123H49ZM55 125H56V123H54ZM60 124H62V123H60ZM87 124V123H86ZM85 124V125H86ZM228 124H230L229 122H228ZM256 124V123H255ZM45 125V126H46ZM84 125V126H85ZM90 125H91V123H90ZM224 125H226V124H224ZM247 124H244V126H246ZM40 126H42V123H41V125ZM43 126H44V124H43ZM49 126V125H48ZM51 126H53L52 124H51ZM79 126H81V123H80V125ZM88 126V125H87ZM87 126L85 127V128H87ZM92 126V125H91ZM161 126H163V127H161ZM3 127V126H2ZM36 127H38L37 125H36ZM47 127V126H46ZM54 128H55V126H53ZM83 127V126H82ZM103 127V126H102ZM226 127V126H225ZM228 127V126H227ZM230 127V126H229ZM256 127V126H255ZM39 128V127H38ZM45 128V127H44ZM56 128L58 129V127H57V125H56ZM55 128V130L57 131V129ZM80 128V127H79ZM183 128H186V130L185 131H183V133H182V135H180L179 137H177V138H174L173 139V144H172V147H170L169 148V146H168V148H165V146L162 144L163 142H164V137H165V135L170 131V132H172L173 130H175V131H177V130H181V129H183ZM215 128V127H214ZM248 128H250V127H248ZM253 128V127H252ZM251 128V129H252ZM41 129V128H40ZM50 129H53V128H51L50 127ZM88 129H90V128H88ZM87 129V130H88ZM126 129V128H125ZM223 129V128H222ZM229 129V128H228ZM228 129H225V131L227 130V132H228ZM249 130L248 129V131L250 132V133H253V131L254 130ZM1 130V129H0ZM39 130V129H38ZM45 130H47L46 128H45ZM55 130H52L53 132L55 131ZM84 130H86V129H83V131ZM91 130H92V128H91ZM149 130H151V132H149L148 133V131ZM242 130H243V126H242ZM246 130V129H245ZM2 131V130H1ZM0 131V132H1ZM43 131H44V129H43ZM48 131V133H50L51 131H49V130H47ZM55 131V132H56ZM200 131V130H199ZM215 131V130H214ZM248 131L246 132V134H248ZM45 132V131H44ZM81 132V131H80ZM87 132V131H86ZM216 132V131H215ZM242 131H241V129H240V133H241ZM41 133V132H40ZM47 133V134H48ZM92 133V132H91ZM174 133V132H173ZM2 134V133H1ZM57 134V133H56ZM181 134V133H180ZM227 134H229V133H227ZM258 134V135H259ZM42 135H43V133H42ZM45 135V134H44ZM43 135V136H44ZM91 135H93V134H91ZM173 135V134H172ZM175 135V134H174ZM173 135V136H174ZM192 135H193V133H192ZM255 135H256V132H255ZM255 135L253 134V136H254V138H255ZM257 135V137H259ZM46 136H48V135H46ZM85 136V135H84ZM104 136V135H103ZM109 136L110 135H105L104 136V139L105 138H109ZM202 136H205V137H203V138H201ZM228 136V135H227ZM92 137V136H91ZM90 137V138H91ZM236 137V136H235ZM235 137H234V140H235ZM239 137H242V134H240V136ZM246 138H248L247 136H245ZM250 137V136H249ZM41 138V137H40ZM51 138V137H50ZM53 138V137H52ZM55 138V137H54ZM243 138V137H242ZM233 139V138H232ZM259 139H261V138H259ZM258 138L256 139V140H254L255 142L257 141V140H259ZM43 140V143H44V140L45 139H42ZM50 140V139H49ZM48 140V141H49ZM117 140V139H116ZM124 140V139H123ZM191 140V139H190ZM196 140V141H197ZM239 140L240 141H244V140H246V139H244L243 138V140H241L240 138H239ZM252 140V137L250 138V141ZM187 141V140H186ZM193 141H195V140H193ZM236 141H237V138H236ZM52 144H53V141H50ZM258 142V141H257ZM49 142H46V145L48 144ZM50 143V144H51ZM168 143V145H169V142H167ZM212 143V142H211ZM232 143V142H231ZM244 143H246V141L244 142ZM51 144V145H52ZM233 144V143H232ZM231 144V145H232ZM238 144V146L237 147H240L239 146V143H237ZM50 145V146H51ZM195 145V144H194ZM213 145V144H212ZM214 145H216V144H214ZM245 145V144H244ZM250 145V144H249ZM110 147H112V149L114 150H121V147H113V146H111V145H109ZM126 146V145H125ZM253 146V145H252ZM123 147H124V145H123ZM167 147V146H166ZM193 147V146H192ZM218 147V146H217ZM251 147V146H250ZM256 147H257V150H263V152H258V153H260V155L258 156V158H264V138L261 140V142L258 144L257 143V145H256ZM124 148H126V147H124ZM236 148V147H235ZM243 149H244V146L242 147ZM252 148V147H251ZM109 149H111V148H109ZM214 149V148H213ZM217 149V148H216ZM220 149V148H219ZM234 149V148H233ZM237 149V153L240 151V149L241 148H239V151H238V148H236ZM246 150H247V148H245ZM244 149V150H245ZM125 150V149H124ZM127 150V149H126ZM204 150V149H203ZM223 150V149H222ZM255 150V149H254ZM130 151V152H131ZM196 151H197V149H196ZM104 152V151H103ZM125 152V151H124ZM124 152H123V154H124ZM172 152H174V150L172 151ZM182 152V151H181ZM247 152V151H246ZM245 152V153H246ZM256 152V151H255ZM121 153V152H120ZM126 153H128V152H126ZM199 153V152H198ZM213 153V152H212ZM221 153V152H220ZM233 153V152H232ZM165 154V153H164ZM171 154V155H172ZM188 155H189V153H187ZM186 154V155H187ZM196 154H197V152H196ZM127 155H129V154H127ZM238 155H239V153H238ZM238 155H237V157H238ZM251 156H252V158H251V160L252 159H255L254 158V153L252 152L251 154H250ZM162 156V155H161ZM169 155H167V157H168ZM213 156H214V154H213ZM220 156V155H219ZM124 157V156H123ZM126 157V156H125ZM130 157V156H129ZM166 157V156H165ZM166 157V158H167ZM173 157V156H172ZM187 157V156H186ZM189 157H191V156H188L187 158H189ZM218 157V156H217ZM236 157V156H235ZM236 157V158H237ZM249 157V156H248ZM120 158V155H117V154H114V153H110L109 154V156L107 155V157L106 158H104L102 161H100L101 162V164H100V166L98 167L100 170H103L104 172H108L109 171V168H110V165H112V164H115V165H118L117 163H118V159ZM131 158V157H130ZM145 158V157H144ZM159 158H160V156H159ZM163 158L164 157H162L161 159L163 160ZM169 158V157H168ZM186 158V159H187ZM194 158V157H193ZM209 158H211V155L209 156ZM230 158V157H229ZM129 159V158H128ZM127 159V160H128ZM132 159V158H131ZM136 159V158H135ZM160 159V160H161ZM177 159H178V157H177ZM183 159V158H182ZM191 159V158H190ZM217 159V158H216ZM43 160V159H42ZM110 160H111V162H110ZM132 160H134V159H132ZM185 160V159H184ZM184 160L182 161V162H184ZM224 160V159H223ZM222 160V161H223ZM250 159H248L247 160V162H246V164L248 165L247 166V173H250V168H251V166L253 165H255V164H253V162L252 161H249ZM152 161V160H151ZM166 161V160H165ZM168 161V160H167ZM169 161H171V159L169 160ZM180 161V160H179ZM210 161V160H209ZM136 162V161H135ZM145 162V161H144ZM159 162V161H158ZM164 161H162V163H163ZM178 163L179 165H184V167H185V165H186V162H184V163ZM193 162V161H192ZM243 162V161H242ZM262 162V161H261ZM260 162V163H261ZM40 163V162H39ZM43 163V162H42ZM111 163V164H110ZM129 163V162H128ZM133 163V162H132ZM165 163V162H164ZM167 164L168 163H170V162H166ZM191 163V162H190ZM189 163V164H190ZM196 163H199V164H201L200 162H196ZM212 163H213V160H212ZM234 163V166H233V168L232 169H236L237 168V166L239 167L240 165L238 164L239 162H233ZM263 163V162H262ZM121 164H122V162H121ZM134 164V163H133ZM137 164V163H136ZM178 164H176V165H178ZM210 164V163H209ZM240 164H241V162H240ZM245 164V163H244ZM258 164H259V162H258ZM161 164H159V166H160ZM176 165H175V167H176ZM178 165V166H179ZM190 165H192L193 167H194V165L196 166L197 164H190ZM263 165H264V163H263ZM263 165L261 166L262 168H261V170L263 169ZM136 166V165H135ZM139 166V165H138ZM158 166V167H159ZM167 166V165H166ZM170 166V165H169ZM187 166H188V164H187ZM213 166V165H212ZM226 166V165H225ZM241 166H244V165H241ZM240 166V167H241ZM121 167H123V168H121L120 169V173L118 174V176L120 175V178H116L115 177V179L113 178V180H112V182H114V183H116V184H123V185H125V184H130V177H131V175H130V170L131 169H133V168H131L130 166H128V165H123V166H121ZM152 167V166H151ZM161 167V166H160ZM173 167H174V164H173ZM184 167H181V168H184ZM136 168V167H135ZM139 168V167H138ZM163 168V167H162ZM180 168V169H181ZM219 168H221L220 166H219ZM246 168V167H245ZM142 169V168H141ZM174 169V168H173ZM185 169V171H188V170H186L187 168H184ZM191 169V168H190ZM194 169V168H193ZM165 170H168V169H165ZM176 170V169H175ZM197 170H199V169H196V172H197ZM220 170V169H219ZM218 170V171H219ZM150 171V170H149ZM164 171V170H163ZM163 171H161V172H163ZM169 171H171L172 172V174H173V170H169ZM169 171H167V172H169ZM190 171H192V170H190ZM215 171H217V170H215ZM240 171V170H239ZM243 171V170H242ZM262 171H264V170H262ZM165 172V174L167 173L166 171H164ZM163 172V173H164ZM170 172V173H171ZM114 173V172H113ZM151 172H149V174H150ZM162 173V174H163ZM175 173H176V171H175ZM183 173V172H182ZM190 173V172H189ZM192 173V172H191ZM190 173V174H191ZM198 173V177L196 176V179H195V182H197V181H201L202 180V178H203V171H198L197 172ZM210 173H211V170H210ZM256 173V172H255ZM116 174V173H115ZM114 174V175H115ZM181 174V173H180ZM184 174V173H183ZM241 174V173H240ZM261 174H263V172L261 173ZM111 175V177H112V174H110ZM164 175V174H163ZM167 175H168V173H167ZM179 175V174H178ZM216 175V174H215ZM254 175V174H253ZM150 176V175H149ZM177 176V175H176ZM209 176V175H208ZM207 176V177H208ZM228 176V175H227ZM240 176V175H239ZM241 176H242V174H241ZM240 176V177H241ZM263 176V175H262ZM167 177V176H166ZM169 177H171V179L173 178L172 176H171V174H170V176ZM210 177H211V175H210ZM213 177V176H212ZM249 177V176H248ZM252 177V176H251ZM168 178V177H167ZM182 178V177H181ZM215 178V177H214ZM213 178V179H214ZM238 178V177H237ZM111 179V178H110ZM137 179V178H136ZM156 179V181L158 182V180H157V178H155ZM184 179V178H183ZM187 179V178H186ZM242 179V178H241ZM160 180V179H159ZM165 180V179H164ZM169 180V179H168ZM181 180V179H180ZM207 180V179H206ZM210 180V179H209ZM137 181V180H136ZM166 181H167V179H166ZM185 181V180H184ZM183 180H182V182H184ZM208 181V180H207ZM218 181H220V180H218ZM241 181V184H242V180H240ZM111 182V181H110ZM152 182V181H151ZM160 182V181H159ZM181 182V183H182ZM210 182V181H209ZM213 182H214V180H213ZM226 182V181H225ZM235 182V181H234ZM137 183H138V181H137ZM150 183V182H149ZM192 183V182H191ZM199 183V182H198ZM232 183V182H231ZM240 183V182H239ZM115 184V185H116ZM144 184H145V182H144ZM148 184V181L146 182V184L145 185H147ZM167 184V183H166ZM186 184H189L188 182H186L185 181V184L184 185H186ZM194 184V183H193ZM201 184H204V183H201ZM213 184V183H212ZM237 184H238V182H237ZM239 185L238 187H240V186H242V185ZM159 185V184H158ZM181 185H183V184H180V186ZM192 185V184H191ZM190 185V186H191ZM229 185V184H228ZM251 185V184H250ZM256 185V184H255ZM259 185V184H258ZM139 187L141 186V185H138ZM150 186H151V184H150ZM163 186V185H162ZM162 186H161V184H160V186L159 187H161L162 188ZM207 186V185H206ZM246 186V185H245ZM116 187H119V186H117L116 185ZM185 187V186H184ZM214 187H215V184H214ZM214 187H211L212 188V190H213V188ZM228 187V186H227ZM243 187V186H242ZM241 187V188H242ZM258 187V186H257ZM148 188V187H147ZM183 188V187H182ZM235 188V187H234ZM237 188V187H236ZM259 188V187H258ZM257 188V189H258ZM141 189V188H140ZM152 189V188H151ZM181 189V188H180ZM190 189V188H189ZM208 189H210V188H208ZM260 189V188H259ZM145 190V189H144ZM153 190H155V189H153ZM179 190V189H178ZM227 190V189H226ZM231 190H233V189H231ZM230 190V191H231ZM180 191V190H179ZM225 191V190H224ZM136 192V191H135ZM134 192V193H135ZM138 192H141V191H139L138 190ZM155 192V191H154ZM158 193H161L160 191L158 192ZM252 193V192H251ZM260 193V192H259ZM133 194V193H132ZM140 194V193H139ZM163 194V193H162ZM222 194H224V193H222ZM233 194H238V191H236V192H229V193H227L226 195H230V196H232ZM225 195V196H226ZM162 196V195H161ZM164 196V195H163ZM166 196V195H165ZM224 196V195H223ZM247 196V195H246ZM260 196V195H259ZM60 197H61V194L60 195H58V196H56V201L58 202L59 200H60ZM252 197H254V196H249L248 195V199H250V200H247L248 201V203H249V201H251V199H252ZM160 197H158V199H159ZM222 198V197H221ZM225 198V202H228L229 201V199H231V198H227V197H224ZM257 198H258V196H257ZM55 199V198H54ZM164 199V198H163ZM123 200H125V198H123ZM161 200H162V198H161ZM174 199L172 198V201H173ZM260 200V199H259ZM262 200V199H261ZM55 201V200H54ZM119 201H120V199H119ZM121 201H122V199H121ZM147 201V200H146ZM165 201V200H164ZM223 201V200H222ZM233 201V200H232ZM231 201V202H232ZM122 203H124V201H122ZM224 203V202H223ZM222 203V204H223ZM244 203H246V201L244 202ZM251 203V202H250ZM255 203H257V202H255ZM255 203H253V205H255ZM261 203V202H260ZM262 204V203H261ZM121 205V204H120ZM137 205V204H136ZM135 205V206H136ZM139 205V204H138ZM150 205H151V203H150ZM168 203H167V207H168ZM197 205V204H196ZM227 205V204H226ZM248 205H250V204H248ZM122 206H124V204H122ZM169 206H171V203H170V205ZM132 207V206H131ZM130 207V208H131ZM134 207V206H133ZM139 207H140V205H139ZM181 207V206H180ZM240 207H242V206H240ZM179 208V207H178ZM189 208V207H188ZM243 208V207H242ZM261 208V207H260ZM164 209V208H163ZM169 209V208H168ZM173 209V208H172ZM184 209V208H183ZM141 210V209H140ZM190 210V209H189ZM64 211V210H63ZM142 211V210H141ZM186 211V210H185ZM188 211V210H187ZM139 212V211H138ZM167 212H169V211H167ZM172 211H171V209H170V213H171ZM183 213H182V215H181V217H183L184 219H186V217L187 216H185V215H187V214H185L184 213V211H182ZM130 213H132V211L130 210ZM129 213V214H130ZM165 214H166V212H164ZM189 213H191V211H189ZM217 213H219L218 212V210H217ZM221 213V212H220ZM136 214V213H135ZM169 214V213H168ZM191 215V214H190ZM129 217V216H128ZM245 218V217H244ZM179 219V218H178ZM190 220V219H189ZM244 220V219H243ZM245 220H247L246 218H245ZM178 223V222H177ZM182 223V222H181ZM259 223H260V220H256L255 221V223L253 224V225H251L250 224V226H249V223H248V227H247V229L249 228H252V229H254V228H257L256 230L257 231H262V230H264V227H260L259 226ZM188 225V224H187ZM195 225V224H194ZM184 226V225H183ZM181 227L180 229L178 228H173V227H171V228H169V233H168V235H166V236H168V239H166V240H168V244H180V246H178L179 248H182V246L185 244L186 245V243H191V241H192V239L191 240H186V236L184 237V235H185V233H186V231L187 230H185V226L184 227ZM245 227V226H244ZM240 229V228H239ZM244 229V228H243ZM205 230H210L208 227H206L205 228ZM247 231V230H246ZM249 231V230H248ZM255 231V230H254ZM188 232V231H187ZM263 232V231H262ZM254 233H256V232H254ZM189 236V235H188ZM177 238H180V242H176V239ZM188 238V237H187ZM193 238V237H192ZM151 241V240H150ZM241 242V241H240ZM148 243V242H147ZM152 245V244H151ZM190 246V245H189ZM1 247V246H0ZM150 247V246H149ZM186 247V246H185ZM184 247V248H185ZM188 247V246H187ZM144 248V247H143ZM145 249V248H144ZM0 251H2V249L0 250ZM140 251V250H139ZM182 252H183V250H181ZM188 251H190L189 250V248H188ZM5 252V251H4ZM141 252H142V250H141ZM160 252V251H159ZM165 252V251H164ZM172 252H174V251H172ZM176 252V251H175ZM178 252H180V250L178 251ZM178 252H176V253H178ZM6 253V252H5ZM139 253V252H138ZM161 253V252H160ZM164 254V253H163ZM170 254H173V253H169V251H168V253H165L164 254V256L163 257H168V258H170L172 255H170ZM175 254V253H174ZM135 258H136V256H135ZM141 259V258H140Z\"/></svg>","mask_w":264,"mask_h":264},{"label":"crops","instance_id":"0c3cea01","mask_svg":"<svg viewBox=\"0 0 264 264\" xmlns=\"http://www.w3.org/2000/svg\"><path fill=\"white\" fill-rule=\"evenodd\" d=\"M71 245V250H75V246H74V243H71L70 244ZM59 254H63L62 256H61V259L62 258H64V259H67L69 256H66V254H64L62 251H63V249L61 248V247H59ZM65 255V256H64ZM34 256H35V254H32V255H30V256H28V257H25V258H23L21 261H20V263H18V264H36L37 262H36V260L34 259ZM60 257H58L57 259H59Z\"/></svg>","mask_w":264,"mask_h":264}]
</instances>
